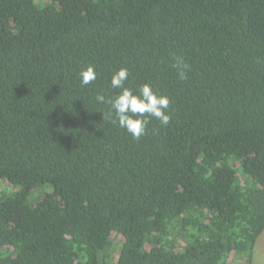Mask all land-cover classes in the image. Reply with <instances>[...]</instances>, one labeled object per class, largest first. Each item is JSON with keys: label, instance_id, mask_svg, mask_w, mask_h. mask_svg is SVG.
Returning <instances> with one entry per match:
<instances>
[{"label": "trees", "instance_id": "trees-1", "mask_svg": "<svg viewBox=\"0 0 264 264\" xmlns=\"http://www.w3.org/2000/svg\"><path fill=\"white\" fill-rule=\"evenodd\" d=\"M121 67L170 99L139 139L95 100ZM263 230L264 0H0V264H253Z\"/></svg>", "mask_w": 264, "mask_h": 264}, {"label": "clouds", "instance_id": "clouds-1", "mask_svg": "<svg viewBox=\"0 0 264 264\" xmlns=\"http://www.w3.org/2000/svg\"><path fill=\"white\" fill-rule=\"evenodd\" d=\"M181 80L186 79L189 65L181 58H176L174 65ZM80 83L87 86L97 79V72L93 65L85 64L78 72ZM129 77L127 68L121 67L114 71L110 77V84L113 89L119 92L113 97H106L97 93L95 100L100 104H108L109 112L107 118L131 135L133 139H139L146 134L149 124L148 117H154L162 125L170 122L169 106L170 99L153 90L151 84L144 83L134 92L131 88L125 87V81Z\"/></svg>", "mask_w": 264, "mask_h": 264}, {"label": "rangeland", "instance_id": "rangeland-1", "mask_svg": "<svg viewBox=\"0 0 264 264\" xmlns=\"http://www.w3.org/2000/svg\"><path fill=\"white\" fill-rule=\"evenodd\" d=\"M253 264H264V230L256 240Z\"/></svg>", "mask_w": 264, "mask_h": 264}]
</instances>
